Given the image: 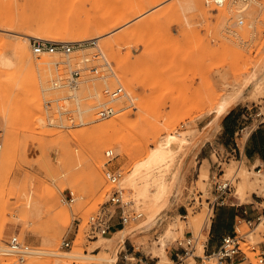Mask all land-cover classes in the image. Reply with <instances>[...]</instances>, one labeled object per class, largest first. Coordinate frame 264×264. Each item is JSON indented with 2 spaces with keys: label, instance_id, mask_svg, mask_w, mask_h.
<instances>
[{
  "label": "rangeland",
  "instance_id": "374dc122",
  "mask_svg": "<svg viewBox=\"0 0 264 264\" xmlns=\"http://www.w3.org/2000/svg\"><path fill=\"white\" fill-rule=\"evenodd\" d=\"M47 4L69 11L75 23L79 19L80 23L89 20L94 24L99 18L109 23L123 21L103 31L92 27L88 33L93 35L87 39L97 38L96 42L74 47L69 53H36L32 48L36 39L83 40L73 39L78 30H67L59 16L51 23L38 19L39 9ZM142 5L143 11L133 13ZM240 17L242 23H238ZM27 22H41L44 36L20 33V25ZM173 24L178 26L177 34ZM18 40L27 46L32 59L17 58L10 66L0 63V175H8L0 201V248L7 247V234L16 231L31 247L24 264L50 256L41 252L48 247L59 252L61 264H107L97 258L100 253L95 247L94 240L102 235H86L88 215L106 199L104 150L113 148L116 155L109 163L122 171L123 178L160 136L178 131L185 137L181 143L174 142L179 146L174 165L176 162L181 186L175 196L170 194V202L175 197L186 204V220L176 214L162 221L166 206L160 221L137 233L139 236L128 234L116 241L109 254H115L119 264L124 261L120 252L124 248L134 249L136 255L153 264H214L205 256L202 233L210 224L205 202V197L213 196L209 173H224L222 179L232 177L230 196L245 201L253 191L264 195V167L256 172L257 168H248L233 158L216 167L222 152L216 143L205 144L213 164L200 159L196 144L201 135L217 127L219 116L209 112L223 97L231 96L235 102L257 101L264 96V0L245 4L233 0H0V54L9 52ZM39 56L50 62L37 60ZM76 67L78 99L69 95L72 89L67 85L51 84L57 77L63 80ZM118 85L124 92L109 99L107 91ZM56 98L73 110L54 111ZM46 100L51 101L50 112L45 110ZM104 103L112 105L115 112L101 117L98 110ZM113 119L117 124L102 138L95 128ZM241 134L247 130L238 135L239 141ZM120 184L125 199L131 201L126 209L142 212L139 219L124 226L129 227L145 213L135 204L132 191L122 181ZM69 190L73 191L72 202ZM199 192L202 204L189 206L191 197ZM25 196L41 201L39 220L29 212L23 215L21 200ZM240 227L248 229L245 223ZM187 228L197 237L192 250L181 260L167 261L162 252L166 256V249L182 238ZM54 231L57 244L50 245L47 234ZM263 233L264 224L260 223L251 239L261 240ZM64 237L70 245H62ZM75 249H81V255H70ZM248 255L249 264H259L253 252L248 251ZM14 258L13 253L0 250L2 262Z\"/></svg>",
  "mask_w": 264,
  "mask_h": 264
},
{
  "label": "built area",
  "instance_id": "2783aa9c",
  "mask_svg": "<svg viewBox=\"0 0 264 264\" xmlns=\"http://www.w3.org/2000/svg\"><path fill=\"white\" fill-rule=\"evenodd\" d=\"M250 0H233L235 3L245 4ZM243 18L238 19V23H242ZM95 38H90L89 40H78V41H49L45 39H36L32 43L33 51L36 53L39 52H55L61 51L63 53H69L74 47H80L87 43H95ZM79 77V69L71 68L66 77L62 80L61 77H57L52 80V85L54 87H62L67 85L71 89L75 88L78 84ZM109 95V99H115L122 92H124V88L122 85H118L113 89L107 91ZM72 95V94H69ZM68 95V96H69ZM67 97L66 95L63 98ZM55 100V108L54 111L58 113H68L73 109L64 106L59 98ZM45 110L46 112H50L53 109L51 108V101H45ZM247 110H251L247 108ZM115 112V109L112 105L108 103H104L101 105L98 110V114L101 117L108 116ZM246 117H249L251 121H256V123H261L264 121V109H260L259 107L252 112L246 114ZM248 128V129H247ZM251 125L249 123H245L240 128V133L243 130H247V133L251 129ZM239 133V134H240ZM2 132L0 131V149L2 147ZM238 143L235 141L234 144L229 145L227 147L223 146L221 143L216 144V148L218 150L221 149V154L217 157L216 167L221 166V162L223 160H229V158H233L234 160L241 162L240 158L236 157ZM115 153L113 148H106L104 150L105 157V170L104 173L106 175L108 189L106 190V199L99 203L98 208L91 212L87 217V230L86 235L88 238H93L97 235L106 236L109 235L112 231V227L114 225L115 218L121 226H125L132 220H137L142 216L141 211L126 209V206L130 203L129 200H126L124 197V188L121 186L120 181L122 178V171L120 169L113 168L110 165V161L115 157ZM223 156V157H222ZM221 169V168H220ZM258 170L261 168L258 167ZM224 173L211 172L209 173V180L211 184V193L212 198L205 197V202L207 204V218L211 222V218L213 216L214 210L217 205L224 203L231 193L232 188V177H224L221 176ZM202 193H197V196L191 197V202H189V206H194V203L197 202V205L202 204ZM68 200L70 202L74 201L73 191H68ZM188 213V208L185 207V213L181 214L182 218H186ZM245 223L248 227L247 230H241V224ZM263 223L264 224V212L258 214L255 219H245L239 218L234 226L232 233L224 234L218 245L215 249L205 254L214 264H249L250 257L248 255V251L254 253V257L259 264H264V233L262 235L261 240L253 241L251 239V234L255 233L257 226ZM78 227V224H77ZM205 227V226H204ZM203 227V228H204ZM202 228V229H203ZM193 234L190 232L184 235L180 239H176V243L182 248V253L179 256V259H182L192 250L195 239ZM248 241L247 246H244V243ZM70 240L65 237L62 239V245L68 246L70 245ZM7 251L13 253L15 258L11 261L2 262L0 259V264H24V261L27 255L31 252L30 244L26 241V239L19 235V232H10L7 234L6 238ZM6 251V252H7ZM126 257V254H124ZM153 264V263H150Z\"/></svg>",
  "mask_w": 264,
  "mask_h": 264
},
{
  "label": "bare ground",
  "instance_id": "6f19581e",
  "mask_svg": "<svg viewBox=\"0 0 264 264\" xmlns=\"http://www.w3.org/2000/svg\"><path fill=\"white\" fill-rule=\"evenodd\" d=\"M64 7L65 5L63 6V8ZM144 8L145 6L142 5L141 8L137 9V11L133 13H139L141 10L143 11ZM38 15H39L38 19H42V21L44 19L47 23L53 22V20H55V18L59 16L60 20L64 23V26H67V30L68 29L70 31L76 29L78 30L73 32L72 34L73 39H77V40L82 38L87 39L89 34L93 35V32L88 33L92 27H96V29L98 28L99 30L103 31L105 29H108L110 26H116L123 21V19H118L116 21L110 22L111 23L110 24L108 19L99 18L98 20L95 21L94 24H91L89 20L80 23L81 20L79 19H77L78 23H75L74 22L75 18H73V16L69 11L67 12L64 9L60 8L58 5H51V4L42 5L41 8L39 9ZM40 23L35 22L34 23L35 25H32L28 22L24 23L23 26L20 25L22 30L20 31V33L25 34L28 37L32 36V37L41 38L42 36H44L45 33L44 30L41 29ZM108 23L109 25H107ZM17 58L32 59L31 53L29 52L27 46L21 40H18L13 45H11V49L9 52L0 54V63L10 66L14 64ZM36 59L37 60L42 59L46 62L48 60V62H50L49 59H45L40 56ZM67 61L68 60L64 62ZM56 62H59V60L54 61V63ZM70 91H72V95H75V97L78 95L76 88H73ZM233 101L234 98L231 96L223 97L215 109V112L217 113L216 115L220 116L223 113V111ZM85 109L87 108L83 107L82 110ZM115 121L116 120L113 119L111 122L107 124H100L95 128V131L101 133L103 138L105 132H107L109 129L113 128L117 124V123L115 124ZM245 136L246 134H241V138H244ZM184 139L185 137L178 131H171L163 136H160L149 149L144 150L143 155L134 162L131 169L123 176L121 180L123 182V185L132 191L133 193L132 196H133V200L135 201V204H139L141 206V208L145 213V216L142 220H140L136 224L131 225L129 227H123L115 231L113 236H102V238L98 240H94L95 247L99 249L98 252L100 253V254L98 253L99 255L97 256V258L103 261H107V264H114V262L116 261V256L113 253H112L113 255L109 254V250L111 251L113 249L116 241L123 240L124 237L128 234H137V233L139 234V232H146L155 223H157L162 219L163 217L162 210H164V207H166L169 204L170 194L173 192L175 196V194H177V190H179L181 186V181L178 174L179 169L176 166V162L174 165L175 155L178 151L177 148L179 146L178 143H175L178 146L175 147L174 142L177 141L181 143L184 141ZM255 171L259 172L260 170L256 169ZM6 174L1 173L0 175V201L2 196L4 195L3 192L5 191L4 188L7 183L8 175L6 176ZM127 200L130 201L128 197ZM21 202H22L23 215H26L29 212V214L33 215L36 218V220H39L42 211L41 201L33 196L29 198L25 196V198L21 200ZM46 240H48L50 245H56L57 232L55 231L51 233L49 232L47 234ZM0 250L6 252L7 248L5 249L0 248ZM41 252L48 253L51 255L44 257L42 259L32 260L31 264H61L62 263V259L59 256V252L57 250L48 247L45 250H42ZM162 253H163V257L167 261H171L169 258H167V256H165L164 252ZM70 255L76 257L81 255V249H75V251H73V253H70Z\"/></svg>",
  "mask_w": 264,
  "mask_h": 264
},
{
  "label": "crops",
  "instance_id": "0c3cea01",
  "mask_svg": "<svg viewBox=\"0 0 264 264\" xmlns=\"http://www.w3.org/2000/svg\"><path fill=\"white\" fill-rule=\"evenodd\" d=\"M172 29L173 33L177 34L178 26L176 24H173ZM262 101H264V96H261L257 101L238 100L229 105L218 117L217 127L200 136L196 144L198 152H201L200 159H207L210 164L214 163L211 154H207V146H205V144L214 141L216 144L221 143L223 146L227 147L234 144L236 141L238 143L236 157L238 156L241 162H243L248 168L264 167V121L256 123V121H251L249 117H246L247 113L252 112L258 107L263 109L264 106ZM247 108H250L251 110L248 111ZM213 112H215V110L210 111L209 114H212ZM245 123H249L252 128L246 136L239 141L238 135L240 133V128ZM198 129H200V126H198ZM231 194L232 192L228 195L226 201L220 205L221 209L217 213V220L214 221L213 218L216 210L219 208L218 206H216L214 210L210 224L202 229V233L205 235L204 250L206 253L216 248L224 234L233 232L234 226L239 218L255 219L259 212L264 210V208L261 207V204H264V195H260L256 191H253L250 195V199L245 201H241L238 197H231ZM175 201V197L172 198L171 202L169 201L170 203L165 209V217L162 221L169 216L171 218L176 214L181 215L185 213V207H187L186 204ZM186 218H183V220H186ZM123 227L124 226H121L115 218L112 227L113 230L107 236H113L115 231ZM190 232L193 234L191 228L185 230L186 234H189ZM120 252L121 258L124 260L122 264L151 263L149 259L143 255H136L134 249L130 251L128 248H124ZM181 253L182 248L176 242L166 249V256L171 261L181 260L179 259ZM124 254H126V257ZM197 256L199 257V255ZM117 262L118 261H115L114 264H119Z\"/></svg>",
  "mask_w": 264,
  "mask_h": 264
}]
</instances>
